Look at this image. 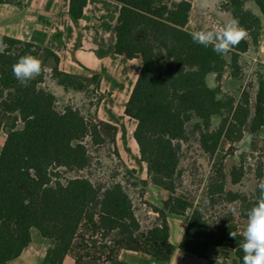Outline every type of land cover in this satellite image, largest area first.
I'll return each instance as SVG.
<instances>
[{"label": "trees", "instance_id": "trees-1", "mask_svg": "<svg viewBox=\"0 0 264 264\" xmlns=\"http://www.w3.org/2000/svg\"><path fill=\"white\" fill-rule=\"evenodd\" d=\"M112 1L121 6L113 52L142 62L124 113L137 121L134 139L148 166L149 181H139L136 171L121 160L123 179L129 181L95 183L85 175L94 165L96 148L108 142L116 145L118 129L70 104L60 110L46 82L50 77L77 94L92 88L90 105L99 109L106 97L100 93V74L86 78L65 73L51 49L0 36V133L7 134L0 152V264L20 257L31 245L34 230L50 242L40 264H63L67 256L78 264L85 258L122 264L118 260L122 250L146 252L156 264H169L175 250L170 242L171 216L187 221L180 249L210 261L233 255L234 264H243L239 247L243 236L235 213L228 211L213 222L187 189L185 163L194 138L199 158L217 160L214 172L202 178L208 201L238 204L240 219H246L257 188L252 194L230 190L242 185L244 163L227 172L225 157H218L227 144L242 141L246 133L252 150L258 149L264 129V64L255 66L239 98L224 92L220 83L227 69L234 78H246L247 59L242 56L258 49L264 37V0H225L220 5L248 31L247 38L224 55L193 42L188 28L191 0ZM87 4L88 0H71L72 17L84 18ZM26 54L40 58L43 71L24 87L12 65ZM256 178L264 179L262 164ZM149 182L169 195L162 208H153L158 220L144 231L135 201ZM231 231L237 233L236 239L230 237Z\"/></svg>", "mask_w": 264, "mask_h": 264}, {"label": "crops", "instance_id": "crops-1", "mask_svg": "<svg viewBox=\"0 0 264 264\" xmlns=\"http://www.w3.org/2000/svg\"><path fill=\"white\" fill-rule=\"evenodd\" d=\"M194 1L195 3L192 2V12L188 24L191 31H194L190 23L192 22V15L196 11L195 5L198 0ZM222 1L215 0L214 6H220ZM70 2L71 0H23L22 5L0 4V36H7L51 49L58 55L60 59L59 68L65 73L86 78L100 74L102 77L100 91L103 94L108 93L110 96V92L113 93L111 99L102 107V110L107 114V118L103 121L117 127L116 145L126 167L136 171L139 181H149L148 166L141 160L139 148L134 139L137 121L124 115L123 110L139 77L142 62L137 59L128 60L113 52L116 42L114 26L121 6L112 0H88L85 17L75 19L69 12ZM211 3L213 2L209 0V4ZM217 13L218 17H221L222 14L228 17L230 14L222 11L220 7L217 8ZM242 58L247 59L252 67L255 64H264V37L258 49H250L246 54H243ZM226 78H234L228 69L224 73L220 86L224 92L235 95L223 88V80ZM50 80L52 86H47V83L46 86L57 96L58 103L77 100L79 94L72 91L67 92L56 81ZM240 81H243L244 84L239 95L246 86L245 80ZM117 98L119 100L120 98L125 99L122 106L113 103L112 100H118ZM111 101L112 105H108ZM249 136V133H246L244 139H250ZM6 138L7 134L2 130L0 133V152ZM259 139L264 142V129L260 132ZM236 187H240V185L232 186L230 190L245 193L240 188L236 190ZM168 195L167 191L149 182L143 196L140 200L135 201L136 215L144 231L158 220L159 215L154 212L153 208H162ZM236 217L239 229L243 233V226L246 227L247 219H240L239 213ZM168 222L170 242L175 247L169 264H234L233 255H230L228 259L210 261L180 249L179 246L186 230L187 221L182 217L171 216ZM32 237L31 245L10 264H40L45 259L50 247L49 240L35 232H32ZM118 260L122 264H156L152 255L141 251L122 250ZM63 264L78 263L72 256H67ZM80 264L111 263L85 258Z\"/></svg>", "mask_w": 264, "mask_h": 264}, {"label": "rangeland", "instance_id": "rangeland-1", "mask_svg": "<svg viewBox=\"0 0 264 264\" xmlns=\"http://www.w3.org/2000/svg\"><path fill=\"white\" fill-rule=\"evenodd\" d=\"M191 1L195 3L194 0ZM214 1L215 0H211V2L213 3L209 4L208 7H201V0L197 1V4L195 5L196 11L193 13L191 19L192 22L190 23V26L192 27L193 30H199V28L201 29L204 27H211L212 25H216V24L222 25L233 20L231 14H228V17H226L223 14L221 15V17L220 16L218 17V15H216L218 14L217 8L219 9L220 6H216V5L214 6ZM224 2L225 0L220 2V4ZM248 6L253 8L254 5L248 4ZM244 64H245V74H246V78L244 80L246 81V85H247L250 82L249 81L250 75L256 70L254 69L256 64L254 67H252L247 60L244 62ZM50 79L51 78L48 77L46 82L47 86L48 85L52 86ZM243 84H244L243 81L234 78H226L223 80V88L226 91L232 92L233 94H235L234 96L238 98L240 96L239 93ZM92 91L93 89L90 88L88 92L79 94L75 102H72L71 100L68 101V103L64 101H60L58 108L62 110L66 104H70L72 106H78L84 114L90 112L93 115H97V117L103 121L105 118H107L106 117L107 114L102 110V107L105 103H107L111 99L113 93L112 91L110 92L111 96L110 94L106 93L105 94L106 99L101 104V107H99V109H96L95 107H92L90 105L89 99H91ZM255 91H256V85H254L253 89H251L253 98ZM100 93L102 94L101 91ZM122 99L123 98H120V100L118 99L112 101L114 104L116 105L118 104L119 106L120 105L122 106L125 101V99L124 100ZM112 101L108 105H112ZM123 110H125V106ZM89 115L87 114V116ZM249 137L250 139L245 140L246 139L245 138L240 143H237L235 146L234 145L232 147L231 145L226 146L224 151H222L220 156L218 157V159L219 158L222 159V157H225L224 162L226 165L227 172H231L233 165H240L241 162L244 163L243 165L245 168L246 175L242 182V185H240V187H236V190L240 188V190H244L246 194H252L255 192L257 188L256 186L258 184V180L256 178V172L261 164L263 165V171H264V142L260 141L258 143L257 151H253L250 144L252 138L251 136ZM190 145L191 148L187 153L188 159L186 160L185 163L186 173H185L184 181L187 186V189L190 191L191 195L196 200L195 203L201 206L203 211L208 215V217L213 222H216L218 218L223 217L228 211L233 212L237 215L238 207H239L238 204H226L224 202H219L217 204L212 205V203L208 201V198L206 197L207 189L205 187V184L202 182V178L205 179L207 176H209L210 173L214 172V170L217 167L216 166L217 160L215 159L214 161L208 162L206 158L205 159L199 158L198 154L200 151L198 150V144L196 143L194 138L191 139ZM116 146L117 145L108 142L107 145L95 149L93 153L94 165L91 170L85 173V175L87 176L89 175V177L93 180V182L98 183V182H110L114 180L117 181L130 180V178L126 176L125 179H123L125 170L122 165V162L124 163V161L122 160L120 152ZM229 149H232L231 153H227ZM116 150L119 153H116ZM117 154H119L120 156L119 158L117 157ZM63 172L65 173L66 171ZM65 174L71 176L68 173ZM137 191L139 192V189H137ZM233 209H235L236 211L234 212ZM244 229L245 226H243V230ZM33 232L39 234L37 230H34Z\"/></svg>", "mask_w": 264, "mask_h": 264}, {"label": "clouds", "instance_id": "clouds-1", "mask_svg": "<svg viewBox=\"0 0 264 264\" xmlns=\"http://www.w3.org/2000/svg\"><path fill=\"white\" fill-rule=\"evenodd\" d=\"M208 6L209 0H201V7ZM247 36L248 31L236 19L222 25L216 24L191 32L194 43L205 48L211 47L217 55L227 54ZM42 71V60L32 54L21 56L12 65L14 77L24 87L40 76ZM256 187L258 193L256 202L245 213L247 224L239 245L243 251V264H264V179L260 180ZM233 211L236 210L233 209ZM230 237L236 239L237 233L231 231Z\"/></svg>", "mask_w": 264, "mask_h": 264}]
</instances>
